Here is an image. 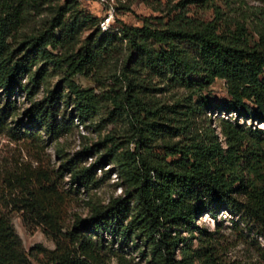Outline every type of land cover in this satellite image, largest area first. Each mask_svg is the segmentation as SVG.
Returning a JSON list of instances; mask_svg holds the SVG:
<instances>
[{"label":"trees","instance_id":"16d2710c","mask_svg":"<svg viewBox=\"0 0 264 264\" xmlns=\"http://www.w3.org/2000/svg\"><path fill=\"white\" fill-rule=\"evenodd\" d=\"M49 1L0 0V88L7 94L14 87L24 90L20 77L38 60L60 72L72 97V102L64 101L72 104L70 120L77 115L82 121L109 104L102 122L123 121L122 135L107 134L96 143L105 153L91 164L69 158L62 166L70 181L86 190L97 184L96 169L112 163L126 196L92 208L86 217L76 216L65 228L60 217L64 199L54 178L41 170L13 174L6 182L18 195L7 200L0 194V264H33L29 257L38 253L43 264H132L125 250L139 248V242L144 244L141 256L151 264H231L215 245L206 242L192 249L190 244V233L201 229L196 217L219 208L246 215L264 238V128L256 125L264 123V9L249 20L227 15L214 0H169L164 14L144 17L141 25L117 18L102 30L98 23L95 33L68 52L59 51L67 38L57 28L59 6L36 32L13 45L14 33L31 10ZM189 4L212 9L213 16L191 13ZM135 56L149 80L156 77L186 94L173 103L149 94L153 83L133 76L138 73L130 67ZM77 75L95 86L80 87ZM41 78L30 76L34 86ZM216 79L224 80L227 98L193 100ZM59 99L60 91L51 90L24 112L28 124L54 139L66 130L58 120ZM204 109L234 115L220 120L225 145L211 128L198 125ZM247 120L251 125L246 126ZM91 149L83 146L75 156L85 159ZM109 172L104 170V177ZM1 206L21 211L23 222L26 215L41 226L54 248L35 244L25 251ZM260 256L264 264V252Z\"/></svg>","mask_w":264,"mask_h":264},{"label":"rangeland","instance_id":"374dc122","mask_svg":"<svg viewBox=\"0 0 264 264\" xmlns=\"http://www.w3.org/2000/svg\"><path fill=\"white\" fill-rule=\"evenodd\" d=\"M171 1L173 3L177 0ZM214 2L227 15H242L249 20H255L257 9H264V1L260 0H214ZM23 3L25 5V1ZM171 3L169 0H50L36 7V10H31V15L14 33L13 45H17L24 34L36 32L44 21L53 16L59 6L63 9L57 28L67 36L62 40V48L59 51L72 52L88 35L96 32L98 23L101 28V23L106 18H109V25L117 18L130 25H141L142 18L164 14ZM188 6L191 13L207 19L213 16L212 9L203 10L194 4ZM22 48L23 46L20 50ZM130 67L138 71L137 74L133 73V76L136 75L145 82L153 83L150 86L155 89L149 91V94L158 100L173 103L186 94L184 88H167L166 84L156 77L149 80L136 56ZM36 74L42 78L34 86L30 76ZM74 81L83 88L95 86L90 78L81 75L75 76ZM20 83L24 85V90L14 87L7 94L0 88V194L7 200L18 195L17 191H12L10 184L6 182V179L13 174H21L23 170L33 173L41 170L48 173L54 178L57 192L64 199L60 217L65 228L71 226L76 216L86 217L92 208L106 206L113 198L123 199L126 196L125 184L117 176V167L112 163L107 162L102 169H96L97 184L86 190L72 183L70 174L62 166V163L69 158H73L74 161L81 160L79 165L91 164L100 154L105 153L104 146L95 145L96 143L101 142L107 134L122 135L123 121L102 122L112 107L104 103L92 116L79 121L77 115H74L70 120L69 112L72 104L65 106L64 101H71L72 97L60 80V72L42 61L37 60L33 64H28L20 77ZM29 89L33 93H27ZM51 90L60 91L57 104L58 120L66 126V130L55 139L49 137L39 126L28 124L24 115L33 101L45 98ZM201 97H205L211 103L227 98L224 80L216 79L200 95L194 96L193 100ZM229 118L234 119V115L204 109L199 116L198 125L211 128L225 145L220 120ZM239 122L242 123V120L240 119ZM245 124L249 126L251 122L247 120ZM256 125L261 129L264 128V123ZM90 145H92L91 152L85 159L75 156V152L81 150L83 146ZM129 147L132 148L133 145L130 144ZM104 170L110 171L105 177ZM1 210L9 217L25 251L35 244L50 250L54 248L51 237L43 232L41 226H36L28 216L25 215L26 221L23 222L21 211L10 210L9 206H1ZM195 223L201 229L194 230L189 235L192 249L208 242L215 245L217 253L231 264H263L260 255L264 252V238L258 234L257 226L246 215L232 209L219 208L211 213L205 212L197 216ZM184 234L188 236L186 232ZM138 244L139 248L130 245V248L125 250L132 258V264H151L148 258L141 256L140 252L144 249V244L141 242ZM113 247L117 248V243ZM29 260L33 264H43L44 258L38 253L29 257ZM110 264L116 263L111 261Z\"/></svg>","mask_w":264,"mask_h":264},{"label":"built area","instance_id":"2783aa9c","mask_svg":"<svg viewBox=\"0 0 264 264\" xmlns=\"http://www.w3.org/2000/svg\"><path fill=\"white\" fill-rule=\"evenodd\" d=\"M102 30H107L109 28V18H106L105 21L101 23Z\"/></svg>","mask_w":264,"mask_h":264}]
</instances>
